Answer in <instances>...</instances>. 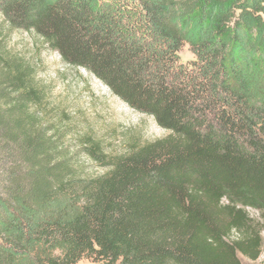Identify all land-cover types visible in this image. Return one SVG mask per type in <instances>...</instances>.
Returning <instances> with one entry per match:
<instances>
[{
    "label": "trees",
    "instance_id": "obj_1",
    "mask_svg": "<svg viewBox=\"0 0 264 264\" xmlns=\"http://www.w3.org/2000/svg\"><path fill=\"white\" fill-rule=\"evenodd\" d=\"M13 30L169 135L84 175L39 117L43 90L9 49ZM254 214L264 0H0V264H243L262 254Z\"/></svg>",
    "mask_w": 264,
    "mask_h": 264
},
{
    "label": "rangeland",
    "instance_id": "obj_2",
    "mask_svg": "<svg viewBox=\"0 0 264 264\" xmlns=\"http://www.w3.org/2000/svg\"><path fill=\"white\" fill-rule=\"evenodd\" d=\"M7 44L33 67L44 96L39 117L84 175H103L115 157L169 135L154 117L131 108L92 72L64 62L35 32L13 30ZM180 55L183 62L194 59L188 46ZM254 216L263 229L262 254L255 261L240 255L243 264H264V215ZM76 264L94 263L83 259Z\"/></svg>",
    "mask_w": 264,
    "mask_h": 264
}]
</instances>
